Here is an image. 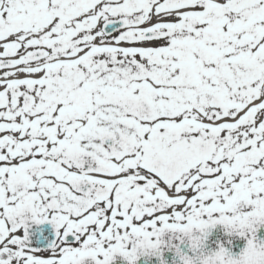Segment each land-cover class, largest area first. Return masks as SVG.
I'll list each match as a JSON object with an SVG mask.
<instances>
[{
	"label": "snow or ice",
	"instance_id": "snow-or-ice-1",
	"mask_svg": "<svg viewBox=\"0 0 264 264\" xmlns=\"http://www.w3.org/2000/svg\"><path fill=\"white\" fill-rule=\"evenodd\" d=\"M262 227L264 0H0V264H264Z\"/></svg>",
	"mask_w": 264,
	"mask_h": 264
},
{
	"label": "flooded vegetation",
	"instance_id": "flooded-vegetation-1",
	"mask_svg": "<svg viewBox=\"0 0 264 264\" xmlns=\"http://www.w3.org/2000/svg\"><path fill=\"white\" fill-rule=\"evenodd\" d=\"M257 236L260 240H264V227L259 229ZM161 239L160 254L140 255L136 264H182L180 254L190 256L194 254L188 236L181 233L166 232ZM228 241H231V244ZM220 244L229 247L233 254L238 256L246 246V240L238 236L227 235L223 226L217 225L214 229L210 230L207 238L204 239L203 247L200 251L209 254L218 250ZM86 264H89V262L86 261ZM114 264H128V262L121 257H117Z\"/></svg>",
	"mask_w": 264,
	"mask_h": 264
},
{
	"label": "clouds",
	"instance_id": "clouds-1",
	"mask_svg": "<svg viewBox=\"0 0 264 264\" xmlns=\"http://www.w3.org/2000/svg\"><path fill=\"white\" fill-rule=\"evenodd\" d=\"M190 246H191V249H192V242H191V240H190ZM192 251H193V255H186L185 254V256H188L190 259H193V260H195L196 259V257H197V252L196 251H194L193 249H192ZM200 254L202 255L203 253H202V251L200 252Z\"/></svg>",
	"mask_w": 264,
	"mask_h": 264
}]
</instances>
